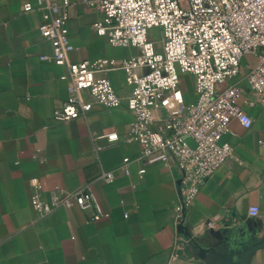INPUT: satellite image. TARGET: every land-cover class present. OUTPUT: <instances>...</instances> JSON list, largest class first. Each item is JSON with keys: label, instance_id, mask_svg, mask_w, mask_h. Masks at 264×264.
Returning <instances> with one entry per match:
<instances>
[{"label": "crops", "instance_id": "crops-1", "mask_svg": "<svg viewBox=\"0 0 264 264\" xmlns=\"http://www.w3.org/2000/svg\"><path fill=\"white\" fill-rule=\"evenodd\" d=\"M26 1L36 3L0 0V264H242L243 253L264 241V104L247 80L257 57L245 56L240 73L217 87L241 89L237 103L252 125L231 122L232 134L224 140L233 154L180 222L183 184L177 164L156 162L141 175L144 160L138 146L127 142L134 117L126 107L130 89L122 70L108 78L124 106L97 105L87 118L70 121L53 118L68 97L66 69L53 62L39 15L23 10ZM70 3L74 62H121L140 53L110 45L93 30L102 15L82 0ZM184 79L189 102L193 78ZM111 132L118 133V145L103 137ZM106 172L114 174L111 183L101 179ZM86 187L98 205L86 211L58 206L45 213L33 204L35 197L50 204L55 188ZM253 206L260 209L257 217L249 216ZM249 264H264V247Z\"/></svg>", "mask_w": 264, "mask_h": 264}, {"label": "built area", "instance_id": "built-area-1", "mask_svg": "<svg viewBox=\"0 0 264 264\" xmlns=\"http://www.w3.org/2000/svg\"><path fill=\"white\" fill-rule=\"evenodd\" d=\"M99 12L102 19L93 25L96 35L115 47H133L140 53L121 62L114 59L74 62L69 41L70 0H36L23 3L25 12L40 17L39 31L53 47L52 60L66 69L62 79L69 83L64 105L54 111L57 121L87 118L95 106L117 108L125 105L108 74L122 70L130 93L127 109L133 114L127 137L138 146L144 160L139 173L156 162H173L182 174L183 190L178 205L180 222L203 185L233 154L224 140L232 134L230 124L238 120L245 127L251 118L238 105L241 89L230 86L219 92L241 71L245 56H255L258 64L247 76L250 88L264 104V0H82ZM158 29L161 52L148 35ZM193 78L192 101H187L184 76ZM160 113L159 116L157 114ZM118 145L119 136H103ZM105 147H98V151ZM130 158L124 159L128 164ZM106 183L112 172L103 173ZM35 187L39 181L33 179ZM50 204L33 199L36 208L49 213L64 206L83 211L97 207L92 191L49 193ZM258 206L249 216L257 217ZM214 222L220 220L215 217Z\"/></svg>", "mask_w": 264, "mask_h": 264}, {"label": "water", "instance_id": "water-1", "mask_svg": "<svg viewBox=\"0 0 264 264\" xmlns=\"http://www.w3.org/2000/svg\"><path fill=\"white\" fill-rule=\"evenodd\" d=\"M264 247V241H262L261 243H258L256 245H253L251 247H249L242 255L243 260H242V264H249V261L251 259V256L259 249Z\"/></svg>", "mask_w": 264, "mask_h": 264}, {"label": "rangeland", "instance_id": "rangeland-1", "mask_svg": "<svg viewBox=\"0 0 264 264\" xmlns=\"http://www.w3.org/2000/svg\"><path fill=\"white\" fill-rule=\"evenodd\" d=\"M150 41H153L155 43V50L156 52H161L162 48L160 45V41H161V35H160V31L158 29H152L149 31V35H148Z\"/></svg>", "mask_w": 264, "mask_h": 264}]
</instances>
